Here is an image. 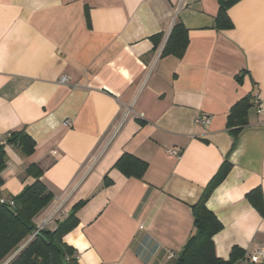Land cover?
<instances>
[{"label": "crops", "instance_id": "0c3cea01", "mask_svg": "<svg viewBox=\"0 0 264 264\" xmlns=\"http://www.w3.org/2000/svg\"><path fill=\"white\" fill-rule=\"evenodd\" d=\"M218 9L217 0H0V136L35 142L30 156L4 147L0 197L33 183L34 164L54 196L37 228L85 202L63 237L78 264H175L167 254L192 234L191 206L225 161L206 203L222 224L215 254L264 251V215L247 200L264 195V0L231 6L230 30L215 29ZM177 22L185 51L161 56ZM245 97L252 105L231 149L227 117ZM203 115L206 127L195 123ZM124 153L147 163L142 179L114 168Z\"/></svg>", "mask_w": 264, "mask_h": 264}, {"label": "trees", "instance_id": "16d2710c", "mask_svg": "<svg viewBox=\"0 0 264 264\" xmlns=\"http://www.w3.org/2000/svg\"><path fill=\"white\" fill-rule=\"evenodd\" d=\"M219 9L215 17L216 30H230L233 25L227 10L240 0H217ZM87 22L88 17L86 16ZM161 36L151 38L156 48ZM188 44L187 30L177 22L171 29L161 56L180 58ZM252 105L251 98L245 97L236 102L227 117L226 128L233 138L234 148L238 136L246 125V113ZM5 146L18 148L24 156H30L35 147L34 140L25 132L7 134ZM0 146V172L4 167L6 156L4 147ZM148 165L145 161L124 153L114 164V168L127 178L142 179ZM230 166L225 161L216 175L209 181L203 193L193 206V232L180 252L176 253L175 264H255L250 261L239 247H232L227 259L218 258L215 254L213 237L221 231L222 224L207 208L206 203L212 191L223 181ZM26 175L34 182L26 185L15 197L13 206L0 204V263L15 254L7 264H78L75 251L63 242V237L78 225L77 211L85 202L77 203L62 220H57L53 229L48 226L20 247L37 231L35 219L49 208L53 194L40 181L42 171L34 164L25 170ZM1 184V180H0ZM249 203L264 215V195L255 189L247 194ZM17 252V253H16ZM258 264H264V260Z\"/></svg>", "mask_w": 264, "mask_h": 264}, {"label": "built area", "instance_id": "2783aa9c", "mask_svg": "<svg viewBox=\"0 0 264 264\" xmlns=\"http://www.w3.org/2000/svg\"><path fill=\"white\" fill-rule=\"evenodd\" d=\"M59 83L62 84V85L66 84L67 83V78L66 77L60 78ZM255 103H257L258 111H262V109H263L262 104L256 99H255ZM128 116H129V112H126L124 114L122 120H121V123L125 122V120L127 119ZM195 123L197 125L202 126V127H206L210 123V117L206 116V115H203V116L197 118L195 120ZM64 126H70V123L65 121L64 122ZM7 137H8L7 135L0 136V146H5ZM166 153L168 155L174 156V157H177L179 155V153L176 150H173V149L172 150H167ZM0 204L13 206V201L11 199H9V198L0 197ZM59 211H60V209H57V211L54 212L53 214H56V213L62 214ZM48 221H50V219ZM47 224H48L47 222L41 224L38 227L37 231L31 236V239L36 235V233L39 232V230L46 228ZM175 255H176V252L170 251L167 254V258L168 259H172V258L175 257ZM75 257L78 260V255L77 254L75 255ZM263 260H264V251H258L256 253H254L252 256H250V261L252 263H255V264H258V263L262 262Z\"/></svg>", "mask_w": 264, "mask_h": 264}, {"label": "rangeland", "instance_id": "374dc122", "mask_svg": "<svg viewBox=\"0 0 264 264\" xmlns=\"http://www.w3.org/2000/svg\"><path fill=\"white\" fill-rule=\"evenodd\" d=\"M47 215H48V213L45 212V213L43 214V216L41 217V221H42L45 217H47Z\"/></svg>", "mask_w": 264, "mask_h": 264}, {"label": "water", "instance_id": "95a60500", "mask_svg": "<svg viewBox=\"0 0 264 264\" xmlns=\"http://www.w3.org/2000/svg\"><path fill=\"white\" fill-rule=\"evenodd\" d=\"M37 234V233H36Z\"/></svg>", "mask_w": 264, "mask_h": 264}]
</instances>
